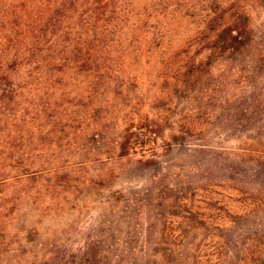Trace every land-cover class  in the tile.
I'll return each instance as SVG.
<instances>
[{
	"label": "rangeland",
	"instance_id": "374dc122",
	"mask_svg": "<svg viewBox=\"0 0 264 264\" xmlns=\"http://www.w3.org/2000/svg\"><path fill=\"white\" fill-rule=\"evenodd\" d=\"M247 10L250 47L219 59L190 92L173 94L164 137L144 147L156 150L154 164L142 151L110 161L106 151L119 141L131 106L157 117L155 97L169 96L162 58L140 54L125 63L113 55L117 79L97 99L90 72L62 77L54 61L59 48L45 49L41 65L13 77L17 95L0 108L7 140L41 150L24 157L38 166L30 175L0 188V264H264V0H250ZM182 34L174 30L173 40ZM89 54L77 47L68 63ZM187 112L199 123L197 134L171 141ZM82 146L96 155L81 158ZM57 166L67 169L53 174ZM110 168L112 187L91 182ZM192 205L209 227L195 236L181 228L188 223L182 209ZM163 224L174 231L160 245Z\"/></svg>",
	"mask_w": 264,
	"mask_h": 264
},
{
	"label": "trees",
	"instance_id": "16d2710c",
	"mask_svg": "<svg viewBox=\"0 0 264 264\" xmlns=\"http://www.w3.org/2000/svg\"><path fill=\"white\" fill-rule=\"evenodd\" d=\"M150 1L147 7H136L130 0H0V108H6L17 95L13 77L30 63L41 65L42 53L48 48L61 50L54 61L60 63H55V67H62L59 70L62 77L74 78L77 72L92 74L90 94L96 99L105 96L117 79V72L112 67L113 57H116L113 55H118L125 63L140 54L162 58L161 64L167 70L164 81L168 85V91L162 92L169 96L155 97L153 108L158 112L157 117L145 114L141 106L139 109V103L131 106L124 115L125 127L119 141L106 151L109 161L131 158L142 151L143 156L150 155L146 163H157L156 150L147 152L144 147L146 141L155 144L158 138L164 137L165 113H170L172 107L170 98L179 90L190 92L192 83L200 80L219 59L245 52L254 40V32L247 10L250 0ZM22 11L26 12L25 18ZM23 26L27 30L24 37ZM50 30L55 36L52 40L47 39ZM172 30H183V34L173 40ZM77 47L83 56L88 50L89 58L69 64ZM22 113L19 122H23L28 114L27 110ZM37 116H40L39 112ZM183 119L175 125L177 128L170 136L171 141H178L180 134H197L199 123L193 113L187 112ZM1 121L2 116L0 188L14 176L30 175L37 165L24 157L27 152L41 150L37 146L29 149L10 145L7 140L10 134L6 131L8 122L4 123L7 127H3ZM68 126L66 122L64 129ZM141 144L144 146L139 149ZM79 154L86 161L96 155L84 147L79 148ZM79 163L84 165L86 162ZM66 169V166H57L51 172L58 174ZM113 173L111 168L99 172L91 182L97 187L110 188L116 178ZM199 208L192 205L182 209L183 216L180 217L188 223L181 224V228L187 235L195 236L209 228L203 224L204 214ZM173 231L168 224H163L159 244L168 242L166 239ZM0 243L4 246V242ZM3 246L0 244V248Z\"/></svg>",
	"mask_w": 264,
	"mask_h": 264
}]
</instances>
